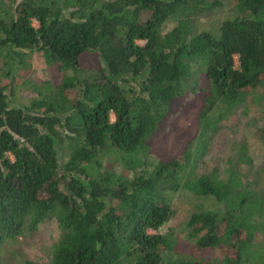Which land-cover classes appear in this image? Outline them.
<instances>
[{
    "label": "trees",
    "instance_id": "1",
    "mask_svg": "<svg viewBox=\"0 0 264 264\" xmlns=\"http://www.w3.org/2000/svg\"><path fill=\"white\" fill-rule=\"evenodd\" d=\"M233 1L231 14L203 22L219 0H0V75L35 51L63 71L29 104L0 85V264L5 243L53 219L61 235L47 264H163L173 242L159 229L183 190L218 202L188 227L222 258L171 264H264L251 260L256 229L242 221L261 213L264 191L237 205V188L205 157L221 121L249 99L264 135V0ZM86 52L98 53L97 68L81 66ZM204 78L196 141L178 157L154 155L174 102Z\"/></svg>",
    "mask_w": 264,
    "mask_h": 264
},
{
    "label": "rangeland",
    "instance_id": "2",
    "mask_svg": "<svg viewBox=\"0 0 264 264\" xmlns=\"http://www.w3.org/2000/svg\"><path fill=\"white\" fill-rule=\"evenodd\" d=\"M219 1L221 7L216 9V13L207 16L208 18H203V22L211 18L213 22H219L232 13L230 10L234 6L233 0ZM173 25L174 23L170 21L166 24L165 30ZM139 43L143 44L144 41ZM7 54V50L0 49V70L7 68L3 66ZM17 60L19 62L18 58ZM50 61L52 60L42 52L27 53L24 63L17 61L14 63L11 76L0 75V85H12L15 102L29 104L33 97L46 90L49 85L62 81L63 71L59 66L60 61L54 60L56 63ZM236 62L238 64V56ZM80 63L83 67L97 68L100 65V57L97 52H86L80 57ZM208 89L209 84L204 78L200 82L198 91L189 92L174 102L170 115L153 139L151 148L154 155L164 158L178 157L189 144L196 141L201 122L200 112L204 103L201 92ZM248 101L244 107H239L236 115L227 121H221L224 127L217 131L209 148V154L205 156L212 165L218 166L220 177L228 180L231 187L237 188V205H240L239 201L243 198L248 201L254 189L258 192L264 191V135L259 136L263 122L262 113L251 99ZM243 146L246 148L245 152ZM119 160V157H115L107 167L111 169L114 164L118 165ZM254 205L261 209V213L250 218L243 216L242 221L245 225L247 223L248 226L256 229L248 249L254 258L251 259L253 262H262L264 261V199L261 202L256 200ZM174 206L176 215L159 229L160 233L168 236L173 242L172 249L164 252L163 264H171L172 260L182 257L202 258L209 262L220 261L221 249L199 248L190 235L191 229L188 227L194 211L201 207L218 209V202L211 197H199L188 190H183L174 195ZM60 235L58 221L47 220L41 223L35 232L26 231L18 240H9L5 243L1 264H25V260L41 264L50 263L54 256V246Z\"/></svg>",
    "mask_w": 264,
    "mask_h": 264
}]
</instances>
